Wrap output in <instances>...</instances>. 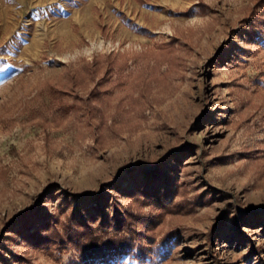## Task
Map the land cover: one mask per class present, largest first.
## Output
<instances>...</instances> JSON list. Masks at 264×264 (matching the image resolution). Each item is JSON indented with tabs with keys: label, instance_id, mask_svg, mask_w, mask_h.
Returning <instances> with one entry per match:
<instances>
[{
	"label": "rangeland",
	"instance_id": "1",
	"mask_svg": "<svg viewBox=\"0 0 264 264\" xmlns=\"http://www.w3.org/2000/svg\"><path fill=\"white\" fill-rule=\"evenodd\" d=\"M48 1L0 0V264H68L31 232L177 185L158 253L85 264H264L260 0L53 6L38 27Z\"/></svg>",
	"mask_w": 264,
	"mask_h": 264
},
{
	"label": "trees",
	"instance_id": "2",
	"mask_svg": "<svg viewBox=\"0 0 264 264\" xmlns=\"http://www.w3.org/2000/svg\"><path fill=\"white\" fill-rule=\"evenodd\" d=\"M257 6L264 8V0ZM137 32L148 31L142 27ZM99 92L97 89L92 92L97 100L101 99ZM179 187H137L130 193L127 204L119 202L114 213L102 219L94 216L83 220L74 212L62 210V216L49 218L31 235L37 238L38 245L52 243L62 252L72 248L74 252L68 264H85L102 254L110 257L134 253L135 257L144 258L158 253L160 246L178 233L171 230L159 236L156 227L168 214L183 210L185 203L176 199Z\"/></svg>",
	"mask_w": 264,
	"mask_h": 264
},
{
	"label": "crops",
	"instance_id": "3",
	"mask_svg": "<svg viewBox=\"0 0 264 264\" xmlns=\"http://www.w3.org/2000/svg\"><path fill=\"white\" fill-rule=\"evenodd\" d=\"M51 1H53V2H51ZM71 1L76 2V3H74L75 6L73 8H70V9H65V4L67 2H71ZM48 2H50V3L44 4L45 6L43 5V7H42V8H45V9H43L45 14L42 16L43 19L41 17V18H39V20L35 21L36 26H38V25L41 26L44 19H45V21L48 20L47 15H48V8L49 7L53 9V6H54L56 9H58V11L55 12L54 17H55V19H61L62 20V19H65V17L68 18V17L75 15L76 11L78 12V11H80V9L87 8V6H89L92 3H95L97 5L102 4L104 2V0H49ZM113 5H115V4H113ZM119 16L122 19L125 17L128 18L127 15H125L124 13H120ZM32 17L33 16H31V18ZM3 60L9 61L10 57L9 56L5 57Z\"/></svg>",
	"mask_w": 264,
	"mask_h": 264
}]
</instances>
